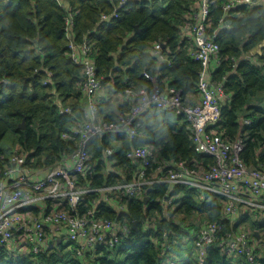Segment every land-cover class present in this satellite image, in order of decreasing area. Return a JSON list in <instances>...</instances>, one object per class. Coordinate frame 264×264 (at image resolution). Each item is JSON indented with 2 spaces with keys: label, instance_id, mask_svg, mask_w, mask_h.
<instances>
[{
  "label": "trees",
  "instance_id": "16d2710c",
  "mask_svg": "<svg viewBox=\"0 0 264 264\" xmlns=\"http://www.w3.org/2000/svg\"><path fill=\"white\" fill-rule=\"evenodd\" d=\"M120 1L65 0L62 6L58 0H0V174L14 152L9 153L3 144L6 137L10 145L29 152L36 164L51 165L76 147L74 138L63 137L84 118L85 107L83 70L69 56L65 31L69 11L75 14L74 39L89 41L94 47L101 80L99 117L103 120L120 121L132 115L137 97L129 90L152 91L157 87L166 91L174 87L185 102L199 100L202 65L191 54L194 40L183 34L198 0L131 1L119 9L117 17L104 20L102 16L113 14ZM226 2H211L209 26L220 45V62L212 76L223 82L228 95L216 128L229 141L242 136L245 148L241 157L249 166H262L264 47L261 52L252 51L264 41V0L256 5L241 4L228 12L224 10ZM157 42L164 44L166 61H159L153 53ZM59 104L70 106L72 113H61ZM139 119L136 127L145 138L109 132L91 140V169L86 176L91 185L124 181V175L114 168H136L127 153L138 146L148 145L157 153L149 177L161 173L157 167L164 161L214 162L213 157L195 151L193 130L184 115L155 108L142 112ZM109 148L112 154L107 153ZM80 177L85 182L86 177ZM169 194L177 198L167 208L164 200ZM93 195H85L88 205L82 206V211L91 205ZM225 200L185 185L146 184L138 196H119L115 203L103 201L99 206L98 216L130 228L115 248L103 247L85 258L62 242L37 254H13L0 248V264H247L244 255L233 254L221 244L246 221L250 222L258 263L264 264V219L259 216L250 221L248 212L239 221L227 219L223 214ZM117 204L124 209L117 210ZM212 222L221 229L200 259L195 242L203 226Z\"/></svg>",
  "mask_w": 264,
  "mask_h": 264
},
{
  "label": "built area",
  "instance_id": "2783aa9c",
  "mask_svg": "<svg viewBox=\"0 0 264 264\" xmlns=\"http://www.w3.org/2000/svg\"><path fill=\"white\" fill-rule=\"evenodd\" d=\"M58 1L62 6L65 4V0ZM131 1L144 0H121L113 14H104L102 18L109 20L110 16L117 17L119 9ZM212 1L198 0L191 20L184 27L185 35L195 42L191 54L202 65L198 79L199 100L185 102L182 93L174 87L166 91L157 87L152 91L129 90L132 97H137V103L132 115L122 117L120 121H105L99 117L101 80L93 48L87 41L77 42L74 39L75 14L68 12L65 31L69 38V56L83 70L85 107L84 118L72 127L71 132L63 133V137L74 138L76 147L51 165L36 164V159L24 149L17 148L10 155L0 174V248L13 254H37L62 242L69 244V248L80 258L93 255L103 247L115 248L128 235L130 228L120 221L98 216L99 206L103 201L113 203L119 196H138L146 184L168 182L224 196L223 214L230 220H233L232 215L241 211V207L264 213V165L249 166L241 157L245 148L244 138L239 136L229 141L216 128L222 102L228 95L223 82L215 81L212 76L214 67L220 62L216 33L213 36L209 31ZM261 1L227 0L224 10L228 12L241 4L256 5ZM153 50L159 61H166L162 43H155ZM144 75L153 79L148 72ZM155 108L184 115L193 130L195 151L213 157L214 162L164 161L157 167L161 173L149 177L148 170L156 161L157 153L148 145L138 146L127 153L136 166L135 179L106 186L91 185L86 177L91 169L88 148L91 140L109 132H124L130 138H145L136 126L140 123L142 112ZM59 110L63 114L72 113L70 106L60 105ZM107 153L112 154L113 149L109 148ZM80 175L86 177L85 182ZM87 193L94 195L91 205L82 211L81 207L88 205L85 200ZM176 198L167 195L164 200L167 208ZM116 207L123 210L125 206L117 204ZM220 229L218 223L212 222L200 230L195 242L200 250V259H203L207 246L215 241ZM241 229L231 233L221 244L233 254L244 255L247 264H259L250 233Z\"/></svg>",
  "mask_w": 264,
  "mask_h": 264
},
{
  "label": "rangeland",
  "instance_id": "374dc122",
  "mask_svg": "<svg viewBox=\"0 0 264 264\" xmlns=\"http://www.w3.org/2000/svg\"><path fill=\"white\" fill-rule=\"evenodd\" d=\"M263 43V42H262ZM261 44V43H260ZM259 46V45H258ZM257 48V47H256ZM256 48H254V49H256ZM258 49V48H257ZM3 144L4 145H6L7 146V149H8V152L10 153V151H15L17 148H18V146L17 145H10L9 144V138H5L4 140H3ZM245 208V207H244ZM243 207H241L240 208V210L241 211H237V213L236 214H234V215H232V217H231V219H233V220H240L241 219V217H242V215L244 214V213H246V212H248V213H250L249 215H250V221L251 220H254V219H256V218H258L259 216L261 217V219H264V213H260L259 215L258 214H255V212H253V210H250V211H247V210H245ZM242 212V213H241ZM247 213V214H248ZM258 215V216H257ZM177 218H179V217H177L176 216V218L175 219H177ZM178 220V219H177ZM190 222H195L194 220H190ZM189 222V223H190ZM249 223L250 222H243L242 224H241V226H240V228H242L240 231H246V232H249L250 233V225H249ZM195 230L196 229H193L192 230V232H191V235L189 236V240H190V243L189 244H191L192 243V240H193V235H194V233H195ZM263 248H264V246H263ZM261 255H263L264 256V249L261 251Z\"/></svg>",
  "mask_w": 264,
  "mask_h": 264
},
{
  "label": "crops",
  "instance_id": "0c3cea01",
  "mask_svg": "<svg viewBox=\"0 0 264 264\" xmlns=\"http://www.w3.org/2000/svg\"><path fill=\"white\" fill-rule=\"evenodd\" d=\"M183 34L185 35V32H184V30H183ZM86 41V40H85ZM69 42V41H68ZM88 43H90L89 41H87ZM91 44V43H90ZM92 45V48H93V57H94V47H93V44H91ZM163 45V48H164V44H162ZM154 46V45H153ZM264 47V41H263V43H261V44H259V46L256 48V49H254L253 51H252V53H256V52H261L262 51V48ZM152 50H153V47H152ZM154 51V50H153ZM154 53V52H153ZM95 60V59H94ZM57 102L58 103H61V100H60V98H58L57 99ZM60 105H62V106H64L63 104H59L58 106H60ZM133 164H134V167H136L135 166V163L133 162ZM138 166V165H137ZM115 170H117V171H119L120 173H122L124 176V179L125 180H128L127 179V177L129 176V175H133V177H134V179L136 178V171L137 170H135L136 168H134L133 170H131V171H125V170H123L122 168H119V167H115L114 168ZM113 169V170H114ZM113 203H115V201L113 202ZM116 206V205H115ZM259 237V236H258ZM257 237V239H259ZM256 241V240H255ZM256 243H258V241H256Z\"/></svg>",
  "mask_w": 264,
  "mask_h": 264
},
{
  "label": "water",
  "instance_id": "95a60500",
  "mask_svg": "<svg viewBox=\"0 0 264 264\" xmlns=\"http://www.w3.org/2000/svg\"><path fill=\"white\" fill-rule=\"evenodd\" d=\"M21 127H24V125H20ZM148 199V198H147Z\"/></svg>",
  "mask_w": 264,
  "mask_h": 264
}]
</instances>
